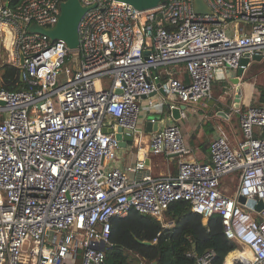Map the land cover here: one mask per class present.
I'll return each mask as SVG.
<instances>
[{
    "label": "built area",
    "instance_id": "1",
    "mask_svg": "<svg viewBox=\"0 0 264 264\" xmlns=\"http://www.w3.org/2000/svg\"><path fill=\"white\" fill-rule=\"evenodd\" d=\"M63 1L0 0V72L14 65L24 82L0 87V264H73L77 256L80 264H104L113 217L133 209L170 226L164 212L178 199L204 218L220 217L226 237L250 254L233 263L264 264V207L237 201L264 198V94L260 104L231 108L243 138L236 147L213 138L207 161L188 158L177 123L158 125L148 154L173 159V173L146 172L143 157L112 163L116 130L103 131L118 124L140 146V108L154 109L152 96L172 117L174 99L212 98L218 67L232 76L247 68L244 55L264 56V0H203L208 13L194 0L143 10L122 0H79L87 9L75 49L29 30L31 23L53 27ZM105 75L108 88L97 80ZM229 174L239 179L231 195L220 185ZM188 256L213 264L215 251Z\"/></svg>",
    "mask_w": 264,
    "mask_h": 264
},
{
    "label": "trees",
    "instance_id": "2",
    "mask_svg": "<svg viewBox=\"0 0 264 264\" xmlns=\"http://www.w3.org/2000/svg\"><path fill=\"white\" fill-rule=\"evenodd\" d=\"M7 1L9 5H15L20 0ZM262 64L258 60L250 63L243 74V79L251 80ZM20 73V68L4 64L0 72V87L7 90L22 88L24 82L20 78ZM222 82L214 78L212 88L218 87ZM257 88L263 93V85H258ZM197 101L200 100L190 101L188 104ZM209 145L210 141H205L199 146L202 151L209 152ZM226 176L230 182L235 181L233 174ZM220 182L222 192L231 195L232 192L224 188L227 185L224 183L225 180L222 178ZM163 221H172V224L164 226L156 217L133 209L126 215L113 217L104 248V264H194V258L188 256V253L192 251L202 253L207 249L215 251L213 264H224V261L226 264L227 257L238 247L234 240L224 234L218 215L204 218L192 210L187 200L178 199L170 202L164 212ZM78 257L80 256L76 259ZM77 264H80V261ZM233 264L243 263L235 261Z\"/></svg>",
    "mask_w": 264,
    "mask_h": 264
},
{
    "label": "crops",
    "instance_id": "3",
    "mask_svg": "<svg viewBox=\"0 0 264 264\" xmlns=\"http://www.w3.org/2000/svg\"><path fill=\"white\" fill-rule=\"evenodd\" d=\"M252 63V62H251ZM250 65V64H249ZM248 65V66H249ZM247 66V67H248ZM247 69V68H246ZM243 71L241 75H239V90H236V83L232 82L231 78L236 77L238 74H233L232 76H226L225 78H218L216 80H222V84H219L217 89L212 92V98L208 100H203V103H191L181 109L180 118L178 120H174L172 117H169V111L167 110V105L159 104L160 99L158 96H152V99L156 104L154 109H150L149 107H144L143 114L140 116L139 125L142 128L141 133V145L138 146L137 142L126 144L125 148H130L131 154L127 158V161L133 160L136 157H143L146 161L145 171L152 174H166L173 173L176 171V163L173 159H169L168 161L164 160V157L161 155L152 156L148 154L149 151V140L152 135V131L146 128V123L148 121V115L155 113L161 114L163 118L158 121V125L162 123L175 122L179 125L177 121L182 122V128L185 133V141L186 144L192 149V153L188 155V158L195 159L198 161H207L209 158L208 151L204 152L200 149V144L205 141H211L213 138L217 136H222L225 140L232 146L236 147L238 142L243 138V133L239 124V116L237 113L231 110L232 107H237L234 105L235 103V94H239V105L238 107L241 109L247 108L249 105L260 104L263 98V93H260L258 90V85L264 86V67L258 70V72L252 77L251 80H244L243 74L246 71ZM263 69V72H261ZM226 75V74H225ZM231 75V74H230ZM176 106H180V101H176L175 99L172 101ZM211 104L214 110H219V113L224 112L226 117L222 114H217L219 119L213 118L210 123H208V115L205 108ZM162 105V107H161ZM145 106V105H144ZM162 109L161 112H157V110ZM234 112V116L231 114ZM180 126V125H179ZM134 144L137 146L135 148ZM143 147V148H142ZM196 150L198 152L196 153ZM200 159H199V157ZM126 163L124 162L118 163L121 167H123ZM249 255V253H248ZM247 255V256H248ZM246 254L241 250L236 249L228 256L229 261H233L236 258H244Z\"/></svg>",
    "mask_w": 264,
    "mask_h": 264
},
{
    "label": "water",
    "instance_id": "4",
    "mask_svg": "<svg viewBox=\"0 0 264 264\" xmlns=\"http://www.w3.org/2000/svg\"><path fill=\"white\" fill-rule=\"evenodd\" d=\"M127 3L132 4L134 7L138 9H148L155 7L160 0H122ZM194 2L197 4V10L201 13H208L209 9L207 8L205 2L203 0H194ZM87 7L82 5L79 0H65L60 4V15L53 27H44L37 25L35 23H31L29 25L30 31H36L41 32L43 34H46L50 39H63L67 46L71 49L77 48L79 44L78 39V23L81 19L82 15L86 11ZM262 54L256 53L252 56V60H260L262 58ZM23 59L21 58V61ZM249 59L247 55H244L241 59V64L243 65H249L252 61ZM243 68L240 67L237 70V76L232 77V82L236 83V90H239V75L243 73ZM225 72L221 67H218L215 71V78H225ZM20 78L22 79V75L20 73ZM157 85H160V82L157 83ZM159 91L163 93L162 88H159ZM154 93H150L149 96H151ZM239 94H235V106L239 105ZM0 103H3V101H0ZM186 105L185 103L181 104L180 106H175L171 108V116L174 120H178L180 118L181 109L184 108ZM219 114L225 115L224 112H221ZM155 117L156 121L151 122L150 118ZM161 117V114H150L148 115V121L146 123V128L149 130L156 129L158 126V120ZM116 130L114 133V136L118 140V145L120 147H125L127 143H133L134 142V135L131 132L130 129L122 128L120 125L115 124L113 127H103V131H112ZM237 201L244 205L247 208H252L254 210H260L264 207V198L254 199V198H246L243 195H239L237 197ZM146 243H149L146 241ZM105 243H102L101 248H105ZM225 262V261H224ZM233 264V262H232Z\"/></svg>",
    "mask_w": 264,
    "mask_h": 264
},
{
    "label": "rangeland",
    "instance_id": "5",
    "mask_svg": "<svg viewBox=\"0 0 264 264\" xmlns=\"http://www.w3.org/2000/svg\"><path fill=\"white\" fill-rule=\"evenodd\" d=\"M1 55H3V50H2V48H0V56H1ZM4 57H5V56H4ZM258 61H260L261 63H263L262 66L259 68V69H261L262 67H264V56H263L260 60H258ZM0 62H1V60H0ZM251 62L253 63V62H255V60H252ZM251 62H250V63H251ZM261 72H263V69H262ZM97 80H98V82L102 85L103 88H106V87L108 88L109 83H110V77H109V76L105 75V76H103V77L98 78ZM215 89H217L216 86L212 88V92H214ZM202 100H203V99H200V101H197L196 103H198V104L203 103L204 101H202ZM136 102L139 103L138 100H137ZM188 103H189V102H187V103H185V104L189 105ZM190 104H191V103H190ZM205 110H206L207 114H213V115H208V123H210V122L212 121L213 118H216V119H219V118H220L219 116H217V114H219V110L215 111L214 108H212L211 104H208V106L205 108ZM143 111H144V107L141 106V108H140L139 119H140V116L143 114ZM231 114H232L233 116L235 115L234 112H231ZM177 122L179 123L180 128H182V122H181V121H177ZM210 124H211V123H210ZM181 130H182L183 135H184V137H185V133H184L183 129H181ZM134 146H135V148L137 147L135 144H134ZM131 151H132V150H131L130 148H125V147H120V148H118V149H117V153H118V155H117V157H116L115 159H113L111 162H112V163H121V164H122V163L124 162V160L127 161V158H128L129 155L131 154ZM223 179L225 180L224 183H226L227 186H228V187H227V190H228L229 192H233V191H235V190L237 189L238 184H239V179H238V178H236L234 182H230L229 180H227V176H224ZM224 187L226 188V186H224ZM242 207H243V206H242ZM243 208L246 209L245 206H244ZM257 217H259V216L257 215ZM236 249H237V248H236ZM238 250L243 251V248H242V247H238ZM244 253H245L246 255H248V253H246V252H244ZM78 261L81 262V257H78V258L75 260L74 264H77ZM67 264H70V263L67 262ZM231 264H232V262H231Z\"/></svg>",
    "mask_w": 264,
    "mask_h": 264
},
{
    "label": "bare ground",
    "instance_id": "6",
    "mask_svg": "<svg viewBox=\"0 0 264 264\" xmlns=\"http://www.w3.org/2000/svg\"><path fill=\"white\" fill-rule=\"evenodd\" d=\"M142 148H143V147H142ZM248 257H250V254H249L248 256L246 255L244 258H248ZM231 262H232V261H229V260H228V257H227V262H226V264H231Z\"/></svg>",
    "mask_w": 264,
    "mask_h": 264
}]
</instances>
